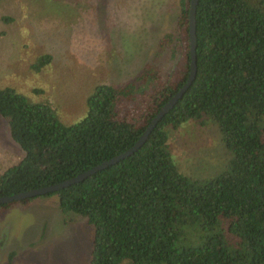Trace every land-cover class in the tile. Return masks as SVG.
Instances as JSON below:
<instances>
[{"label": "trees", "instance_id": "obj_1", "mask_svg": "<svg viewBox=\"0 0 264 264\" xmlns=\"http://www.w3.org/2000/svg\"><path fill=\"white\" fill-rule=\"evenodd\" d=\"M190 1L178 2L184 57L174 82L153 89L160 77L147 67L125 88L98 85L85 117L71 125L51 104L0 87V118L22 153L0 172V198L73 179L139 141L190 77ZM50 60L40 58L36 69ZM197 69L134 155L59 192L1 205L0 213L57 197L63 214L93 228L90 264H264V0L199 1ZM148 91V112L121 120L120 101ZM189 122L216 127L230 155L209 179L187 176L173 158L171 134Z\"/></svg>", "mask_w": 264, "mask_h": 264}, {"label": "rangeland", "instance_id": "obj_2", "mask_svg": "<svg viewBox=\"0 0 264 264\" xmlns=\"http://www.w3.org/2000/svg\"><path fill=\"white\" fill-rule=\"evenodd\" d=\"M178 2L0 0V87L51 104L71 125L85 117L87 98L98 85L125 88L147 67L160 77L153 89L174 82L184 57ZM44 56L50 63L37 70ZM150 95L122 99L120 119L147 113ZM170 143L181 172L193 179L216 176L230 159L211 124L189 122L172 132ZM21 156L0 118V172ZM93 239L87 219L63 214L57 197L0 213V264H90Z\"/></svg>", "mask_w": 264, "mask_h": 264}, {"label": "water", "instance_id": "obj_3", "mask_svg": "<svg viewBox=\"0 0 264 264\" xmlns=\"http://www.w3.org/2000/svg\"><path fill=\"white\" fill-rule=\"evenodd\" d=\"M200 0H191L190 1V9H189V39H190V53H191V73L187 83L180 89L178 93L169 100V102L159 111L156 117L153 119L152 123L144 132L143 136L139 139V141L128 151L118 155L117 157L102 163L95 168L80 174L79 176L67 180L63 183L44 187L41 189H35L31 191H27L24 193L16 194L10 197H2L0 198V206L5 204H13L16 202H21L24 200H29L33 198L43 197L52 193L59 192L65 188H68L74 184H78L80 182L85 181L92 175L97 174L98 172L105 170L113 165L118 164L120 161L134 155L137 151H139L142 146L148 140L152 131L156 128L158 123L176 106L179 100L185 95V93L190 89L192 84L194 83L197 76V8Z\"/></svg>", "mask_w": 264, "mask_h": 264}]
</instances>
